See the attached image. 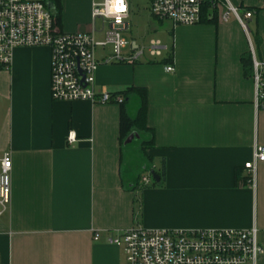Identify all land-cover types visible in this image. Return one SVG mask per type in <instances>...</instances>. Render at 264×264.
<instances>
[{"label": "crops", "instance_id": "obj_1", "mask_svg": "<svg viewBox=\"0 0 264 264\" xmlns=\"http://www.w3.org/2000/svg\"><path fill=\"white\" fill-rule=\"evenodd\" d=\"M91 1L62 0L61 28L89 30ZM233 4L252 13L249 35L233 15L220 20V11L215 21H168L172 38H152L172 48L173 72L148 56L133 64H101L95 72L96 85L111 92L147 90L146 120L155 141L147 152L155 169L164 160L165 178L141 190L132 188L124 171L119 104L53 100L50 50L13 49L9 67L0 65V162L6 152L12 160L10 202L0 214V264H124L122 247L106 236L136 223H255L264 247V161L255 190L245 184L244 169L254 144L264 145V108H255L253 80L240 60L250 51L264 62V0ZM109 52L97 50V57Z\"/></svg>", "mask_w": 264, "mask_h": 264}, {"label": "built area", "instance_id": "obj_2", "mask_svg": "<svg viewBox=\"0 0 264 264\" xmlns=\"http://www.w3.org/2000/svg\"><path fill=\"white\" fill-rule=\"evenodd\" d=\"M205 2L218 8L220 20L233 15L246 34H250V11H242L231 0H149L148 8L159 20L174 25H192L201 20ZM49 0H0V65L8 68L12 52L18 46H45L50 50V96L56 101L119 103L122 97L95 83V72L101 64H133L146 56L161 58L166 51L160 39L146 43L124 32L128 28L129 0L91 1V28L86 31H64L51 13ZM101 20V29L95 21ZM103 32V40L96 34ZM250 49L252 51V45ZM110 47L101 58L97 50ZM252 80L255 108H264V62L253 53ZM173 72L172 63L164 64ZM75 139L71 131L67 141ZM264 161V145L254 144L251 159L244 164L245 184L255 190L257 166ZM12 160L9 152L0 162V214L10 202ZM151 172L141 176L148 184ZM98 236L95 234L94 239ZM107 243L120 246L124 264H258L264 247L255 223L248 228H149L138 223L106 236Z\"/></svg>", "mask_w": 264, "mask_h": 264}, {"label": "trees", "instance_id": "obj_3", "mask_svg": "<svg viewBox=\"0 0 264 264\" xmlns=\"http://www.w3.org/2000/svg\"><path fill=\"white\" fill-rule=\"evenodd\" d=\"M49 9L60 25L62 10L61 0H49ZM218 12V8H214L209 2H205L201 10V21H215ZM209 15L212 17L208 18ZM172 60L173 50L170 48L165 51L159 60H155L154 62L169 64L172 63ZM240 60L244 73L252 76L253 65L251 52L247 51L243 53L240 56ZM114 94H118L122 97L121 102L118 103L119 140L122 145V163L124 166H129L130 162L136 160L137 170L130 171V174L132 173V175L129 178V183L133 186L132 188H137L139 190L148 186H154L158 182H155L153 178H151L148 184H143L141 182V176L143 173L151 171L158 174L161 181L165 178L164 160L161 161L158 169H155L153 165V157L147 152L148 149L155 145L154 130L148 126L146 120L148 108L147 90L142 86H128L120 91L114 92ZM132 133H136L137 136L133 137L131 141L126 142L128 136ZM135 200L136 203H138L139 197H136Z\"/></svg>", "mask_w": 264, "mask_h": 264}, {"label": "rangeland", "instance_id": "obj_4", "mask_svg": "<svg viewBox=\"0 0 264 264\" xmlns=\"http://www.w3.org/2000/svg\"><path fill=\"white\" fill-rule=\"evenodd\" d=\"M62 1V0H61ZM71 0H63V2L66 4V2H69ZM81 2L83 0H80ZM86 1V0H85ZM97 2L101 0H95ZM130 1V12L129 17L127 18L128 28L124 32V35L127 37H133L137 40H141L142 38H152V37H159L164 42H168L172 38L171 33V26L168 20H159L155 18L151 11L148 8V2L149 0H129ZM233 2V0H231ZM79 2V3H81ZM76 3V2H75ZM241 12V11H240ZM96 29H101V20L97 19L95 21ZM250 26V24L248 25ZM96 38L99 40H103V32H99L96 34ZM107 49L110 50V47ZM135 160V159H134ZM136 171V160L134 162H130V165L124 166L125 174L127 172L128 175L130 174V171ZM144 174V173H143ZM125 181L127 182L126 176L124 177Z\"/></svg>", "mask_w": 264, "mask_h": 264}, {"label": "water", "instance_id": "obj_5", "mask_svg": "<svg viewBox=\"0 0 264 264\" xmlns=\"http://www.w3.org/2000/svg\"><path fill=\"white\" fill-rule=\"evenodd\" d=\"M48 7H49V5H48ZM135 136H137L136 133H132V134H130V135L128 136L126 142L131 141V140L133 139V137H135ZM151 176H152V178L155 180V182H159L160 177H159L158 174H156L155 172L151 171Z\"/></svg>", "mask_w": 264, "mask_h": 264}]
</instances>
